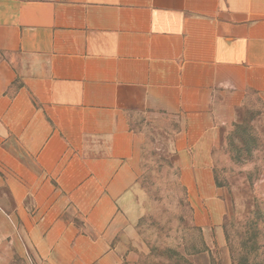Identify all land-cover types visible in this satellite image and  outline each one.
Masks as SVG:
<instances>
[{
    "label": "crops",
    "instance_id": "1",
    "mask_svg": "<svg viewBox=\"0 0 264 264\" xmlns=\"http://www.w3.org/2000/svg\"><path fill=\"white\" fill-rule=\"evenodd\" d=\"M165 157L217 264L264 205V0H0V264H135Z\"/></svg>",
    "mask_w": 264,
    "mask_h": 264
},
{
    "label": "rangeland",
    "instance_id": "2",
    "mask_svg": "<svg viewBox=\"0 0 264 264\" xmlns=\"http://www.w3.org/2000/svg\"><path fill=\"white\" fill-rule=\"evenodd\" d=\"M165 157H156L144 180L148 213L140 228L135 264H217L191 213L175 173ZM225 248L233 264H264V205L232 210L224 227Z\"/></svg>",
    "mask_w": 264,
    "mask_h": 264
}]
</instances>
